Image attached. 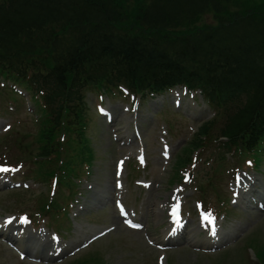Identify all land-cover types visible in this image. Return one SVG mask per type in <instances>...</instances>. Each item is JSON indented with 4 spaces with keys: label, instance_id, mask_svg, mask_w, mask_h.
Segmentation results:
<instances>
[{
    "label": "trees",
    "instance_id": "obj_1",
    "mask_svg": "<svg viewBox=\"0 0 264 264\" xmlns=\"http://www.w3.org/2000/svg\"><path fill=\"white\" fill-rule=\"evenodd\" d=\"M195 3V0H181V4L177 0H166L161 6L163 8H146V10L143 11L142 15L144 17L146 16L147 20L154 22L158 19L167 17L168 15H172L170 12L166 11L170 8L178 7L179 5H181L185 10H187L183 13L186 16L190 17L189 15L192 14L193 10L188 8L194 6ZM62 4L67 8H71L73 11L81 9L79 17L84 18L82 20L83 24L87 23L88 21L89 23H93V25L95 23L96 25L93 33L91 32L90 34L84 36L83 39H81V43H84L81 49L72 51L70 53L69 57L65 61V64L63 65V73L67 72L69 74L75 72V69L77 68H72V65H83L84 62H88L95 55L103 52H109L105 53L106 57L112 58L114 56H117L118 62L114 63L115 67L117 68L114 69L122 71L124 73H128V71L133 72L132 67L139 65L137 57L144 56L149 61H152L154 59L152 56H149L147 53L141 52L140 50L134 52V54L127 53L126 49H128L129 47L128 43L115 39H113L115 43L121 45L120 47L122 52L108 50L97 51L99 50V45L106 44L107 42L109 43L110 39V37L108 39H105L103 37V33H101L100 28L101 26L104 29V25L106 24L105 9H103V7L100 5L90 6V8H88L86 5L82 6L81 0H62ZM154 6L160 5L157 4ZM35 7L37 8L33 9L31 12H34L37 17L31 20H25L24 22H8L2 28V37L4 39H7L15 33H18V35H28L30 32L28 30V27H30L31 25L37 26L42 22L43 18H48L45 6ZM186 13H188L189 15H187ZM137 14L139 15L140 12H138ZM32 15L33 14H30L29 16L31 17ZM257 23L263 29V36L254 34L255 30L253 27H255V21L251 15H248L245 19L237 18V16L234 14H232L231 16L227 15L225 21L221 20L219 27L214 32H210L209 34L211 35L213 42H216L217 45H222L220 49H214L213 52L215 54L221 55V53L224 50H228V48H230L231 50L234 48L237 49L236 52L232 51L230 54L234 59L237 58V60L235 59V61L231 62L227 66V68L230 69L229 72L231 73V76L235 79H239L240 76L245 78L244 84H246L247 88L255 87L256 90H264V19H258ZM109 27L110 25H107V28ZM239 30H241V32H239ZM100 33L102 35L101 37H99ZM207 37V35L203 34L201 36L200 33H197V40ZM17 39L18 38L16 37H12L11 41L15 42ZM252 69L257 70V72L259 73L256 72L257 75L252 77V79H249L253 75ZM129 81L130 83H134L133 87L137 88L138 84H141L144 79H140V77H137L135 80L129 78Z\"/></svg>",
    "mask_w": 264,
    "mask_h": 264
},
{
    "label": "rangeland",
    "instance_id": "obj_2",
    "mask_svg": "<svg viewBox=\"0 0 264 264\" xmlns=\"http://www.w3.org/2000/svg\"><path fill=\"white\" fill-rule=\"evenodd\" d=\"M199 115L198 120L195 122L187 121L186 123H181L179 129L180 134H186L188 128L195 129L197 124L201 122L202 114H197ZM165 128V127H164ZM166 129V128H165ZM104 135H107L108 132L103 131ZM156 135V134H155ZM158 134L156 135V137ZM150 159L151 161V168L150 170H147L146 175H151L152 177L155 176L156 174L159 173V169L163 167L162 164V158L160 154H156L154 156H151ZM106 164V163H104ZM109 166V165H108ZM100 169L103 171L102 167ZM109 173L112 175V167L109 166ZM167 177V173L165 175ZM154 178V177H153ZM155 180V179H154ZM153 191L156 192L157 188L156 186L152 187ZM159 194H163L164 192V187H160L158 190ZM245 219L248 218V214H244ZM102 217V216H100ZM106 218H103V221H105ZM112 222V221H111ZM243 223V221L236 222V224H230L228 225H235V226H240ZM227 227V228H228ZM156 229V228H154ZM236 229H232L231 232L234 234ZM119 233V232H118ZM147 234L149 236L159 238L160 237V232L156 230H152L151 228L148 229ZM249 235L245 237L243 240H241L237 245L233 246L229 250H227L225 253L218 255V256H213V257H207L206 259H201L199 256H195V261L200 264L202 262H205L207 264H246L250 259H254L257 262H261V256L259 253L260 249H264V226H261L258 222L255 224H251L249 226V229L246 231L245 235ZM140 243H137L136 248L133 249L131 252L130 250H124V254L127 260V264H153L154 259L151 258L150 255L146 254L147 250L149 247L147 246L146 242L142 240V238L139 239ZM9 252H5L0 248V264H8L6 258H9ZM16 260V258L13 256ZM177 260H176V259ZM172 264H186V260L182 258L180 255H173L172 256ZM15 261L13 260L12 263L14 264ZM16 264H26V263H16Z\"/></svg>",
    "mask_w": 264,
    "mask_h": 264
},
{
    "label": "snow or ice",
    "instance_id": "obj_3",
    "mask_svg": "<svg viewBox=\"0 0 264 264\" xmlns=\"http://www.w3.org/2000/svg\"><path fill=\"white\" fill-rule=\"evenodd\" d=\"M101 111L103 112L104 110L103 109H101ZM0 171H4V172H7V171H9V169L8 168H0ZM121 211H123V209L121 208ZM135 227H139V225H134ZM213 234H215V233H213Z\"/></svg>",
    "mask_w": 264,
    "mask_h": 264
},
{
    "label": "bare ground",
    "instance_id": "obj_4",
    "mask_svg": "<svg viewBox=\"0 0 264 264\" xmlns=\"http://www.w3.org/2000/svg\"><path fill=\"white\" fill-rule=\"evenodd\" d=\"M196 241H198V240H196Z\"/></svg>",
    "mask_w": 264,
    "mask_h": 264
}]
</instances>
